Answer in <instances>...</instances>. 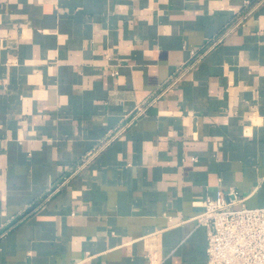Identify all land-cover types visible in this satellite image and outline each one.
I'll return each instance as SVG.
<instances>
[{
	"label": "crops",
	"instance_id": "0c3cea01",
	"mask_svg": "<svg viewBox=\"0 0 264 264\" xmlns=\"http://www.w3.org/2000/svg\"><path fill=\"white\" fill-rule=\"evenodd\" d=\"M229 187L264 207V0H0V264H206Z\"/></svg>",
	"mask_w": 264,
	"mask_h": 264
},
{
	"label": "built area",
	"instance_id": "2783aa9c",
	"mask_svg": "<svg viewBox=\"0 0 264 264\" xmlns=\"http://www.w3.org/2000/svg\"><path fill=\"white\" fill-rule=\"evenodd\" d=\"M197 223L206 229V264H264V207L245 206L233 187L206 197Z\"/></svg>",
	"mask_w": 264,
	"mask_h": 264
}]
</instances>
